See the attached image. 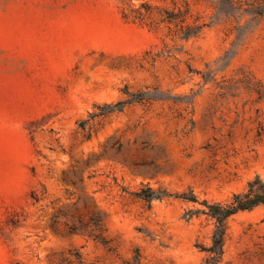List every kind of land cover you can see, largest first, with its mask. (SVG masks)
Instances as JSON below:
<instances>
[{
	"label": "rangeland",
	"instance_id": "374dc122",
	"mask_svg": "<svg viewBox=\"0 0 264 264\" xmlns=\"http://www.w3.org/2000/svg\"><path fill=\"white\" fill-rule=\"evenodd\" d=\"M256 175L264 0H0V264H203L201 201ZM94 212L108 245L68 229ZM218 264H264L263 204Z\"/></svg>",
	"mask_w": 264,
	"mask_h": 264
},
{
	"label": "trees",
	"instance_id": "16d2710c",
	"mask_svg": "<svg viewBox=\"0 0 264 264\" xmlns=\"http://www.w3.org/2000/svg\"><path fill=\"white\" fill-rule=\"evenodd\" d=\"M107 106L110 111L116 108V104H107ZM84 125L85 122L82 121L81 126L84 127ZM135 194L147 201L171 196L187 201H198L197 196L191 192L172 193L162 187L153 189L148 184L141 185ZM201 203L205 206L203 212L214 220L212 242L210 245L203 247L207 254L203 264H218L224 252L228 219L239 211L250 210L260 204L264 205V180L259 175H256L248 182L245 190L234 193L228 200L217 202L203 200ZM68 229L72 232L86 233L104 245H108L109 241L104 235L103 218L98 212H94L86 222L79 221L78 223L69 224ZM133 264H139V258H136Z\"/></svg>",
	"mask_w": 264,
	"mask_h": 264
}]
</instances>
